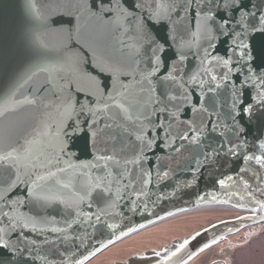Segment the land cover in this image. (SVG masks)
<instances>
[{"label":"water","instance_id":"1","mask_svg":"<svg viewBox=\"0 0 264 264\" xmlns=\"http://www.w3.org/2000/svg\"><path fill=\"white\" fill-rule=\"evenodd\" d=\"M128 3L140 4L146 11H152L150 6L153 0H128ZM87 4L88 0H0V160H3L5 155L15 159V154L7 148L6 141H15L27 135L32 131L34 124L30 109L5 108L2 100L19 80L43 62L47 54L54 57L64 45H69L72 52H78L83 59L86 72H91L92 64L104 58L123 65L125 71H131L135 67L131 62L130 52L134 34L129 30V24L123 17L118 18L119 27L116 24L109 25L106 20L94 18L85 10ZM261 11L264 13V5L261 6ZM192 16L188 9L181 11L183 23L180 31H188V44L191 47L190 50L187 46L183 48L186 60L182 64L177 63L176 69L170 70L167 75L169 79L179 80L180 76L188 71L190 74L195 73L196 80L190 81L182 88L179 94V110L172 109L176 112V119L168 121L164 116L160 117L161 122L165 124L164 130L159 132L163 142L159 143L158 147L153 145L152 148L145 149L147 155L143 167L151 170V176H145L148 182L143 185V192L137 191L131 194V199L136 201V204L130 205L120 199L115 185L111 187L112 199L108 204L96 203L91 198L90 192L89 197L85 198L84 204L78 209L83 213L79 227L73 231L62 222L37 224L38 229L46 230L42 236H37L31 231L32 224L27 219L26 208L18 206L15 211L10 212L3 203H0V209L9 212L10 217L14 218L12 223L29 224V227L23 230L19 226L12 229L9 227V220L0 217V245H10L9 248L0 247V259L6 264L9 261L13 264H80V262L86 264L112 244L154 223L214 210L203 209L210 206L224 205L245 210L247 213L238 217L254 216V219H249L252 222L264 219V208H261V205H264V162L256 159L259 157L264 161V103H260L264 100V88L260 86L264 83V79L258 81L256 76H252V80L244 87L242 95L253 105V113L251 117H244L240 122L243 132L237 133L232 127L228 111L236 90L241 89L246 76L241 73V79L237 80L234 75L240 66L232 67L236 59L232 56L233 41L220 43L219 47H215L214 42V48H208L206 44L201 46L206 18L201 16L196 21L199 27H192ZM41 17H46V20ZM70 19L71 25L68 24ZM178 22V18L172 15L170 19H165L167 27L155 16L147 23L154 37L162 42V38L168 36L171 42V36L176 35L173 29ZM69 27L72 28L71 40L66 31L62 34L49 31ZM260 28H264V24L257 25L256 29H248L243 44L248 46L251 57L255 60V64H250L249 67L255 72L259 66V71L264 73V33L259 30ZM235 42L240 43L239 40ZM205 49L209 53L206 57ZM225 49L231 57L227 65L224 64V60L228 58L225 57ZM172 51H177V57L179 56L177 44H173L169 56ZM175 59L173 58L169 63ZM213 60L222 67H217L212 63ZM46 75L47 73L44 74ZM213 76L217 79L212 80ZM122 79L125 84L132 82L131 77ZM252 83L256 84L255 88L251 86ZM26 88L25 85V95H27ZM152 95L156 94L152 93ZM19 98L23 99V97ZM49 117L55 118V113L44 115L45 119ZM104 123L110 125V129L102 127L101 131L96 132L95 129L89 128L87 137L82 132L77 133L79 138L74 142L72 153L79 156V159H72V164H95L96 158L103 155L106 148H112L113 137L122 134L123 130L120 127L122 121L119 116H113ZM189 126L199 129L198 141L182 140L176 143L175 148L170 147L173 139L178 134L186 132ZM165 133H168L171 139ZM156 135L157 133L153 131L152 136ZM119 147L117 143L116 150H119ZM230 149L235 150L229 151ZM205 154L211 158L205 160ZM128 167L131 169L133 166L130 164ZM241 169L244 171L242 172ZM80 171L81 169L77 167L73 174ZM139 172L140 168L137 166L134 182L139 181ZM165 173L167 178H162ZM96 175L97 173L89 169V182L93 191L98 183L92 179ZM229 177L232 179L229 180ZM7 179L8 173L0 171V195L8 191L3 183ZM12 179L14 182L15 177ZM221 180L224 181L222 185ZM101 187H107V182ZM120 191L123 189L121 188ZM173 192L176 194L173 195ZM22 194V189L16 193V195ZM12 199L14 200L15 196ZM74 202L79 204V198L75 197ZM89 203L91 210L88 207ZM137 205L138 210H135ZM145 205H147L146 209ZM249 208L258 211L250 212L247 210ZM93 214L101 219L99 221L93 219L89 224L88 218ZM49 215L59 219L55 211L50 212ZM221 215L204 216L207 218L205 224L220 218ZM223 221L233 223L209 231L207 237L203 235L204 229L213 224L220 225ZM243 222V220L237 222V217L221 219L195 233L188 234L191 232L189 231L160 243V247L167 245L162 249L134 255L126 262L123 260L131 255L114 260L123 264H157L155 253L171 250L167 264H180L181 257L183 264H187L201 250L222 239L226 234L231 233L232 228L242 225ZM98 224L111 225V227L99 228ZM197 224L200 228L204 223ZM53 227L63 231L58 233L47 231ZM110 233H114L110 236L111 242H109ZM197 233L202 234L198 238L199 248L189 243L185 249L177 253L176 257L171 256V252H176L174 246L185 240L191 241ZM74 236L79 239L73 241ZM170 241L171 243L168 244ZM97 244L100 246L96 247ZM204 244H207V247H204ZM188 253L191 255L189 256Z\"/></svg>","mask_w":264,"mask_h":264},{"label":"snow or ice","instance_id":"2","mask_svg":"<svg viewBox=\"0 0 264 264\" xmlns=\"http://www.w3.org/2000/svg\"><path fill=\"white\" fill-rule=\"evenodd\" d=\"M262 5L264 0H255V2L254 0H182V2L153 0L150 6L152 11H146L140 4L129 5L128 0H88L85 10L94 18L106 20L109 25L116 24L119 27L118 18L123 17L129 24V30L134 34L130 52L131 62L135 67L131 71H125L123 65L104 58L92 64L91 72H86L79 53L72 52L69 45H64L57 55L53 57L47 54L43 62L16 83L3 98L2 103L5 108L30 109L34 124L32 131L27 135L15 141H6V146L15 154V159L5 155L3 160H0V171L8 173V179L3 181L8 191L0 195V203H3L10 212L15 211L18 206L26 208L27 219L32 224L31 231L37 236H42L46 231L44 228L38 229L37 224L62 222L73 231L79 227L83 213L78 209L84 204L85 198L89 197L90 192L91 198L96 203L108 204L112 199L111 187L115 185L120 199L130 205L136 204V201L131 199V194L137 191L143 192V185L148 182L145 176H151V170L143 167L147 155L145 149L152 148L153 145L158 147L159 143L163 142L159 132L164 130L165 124L161 122L160 117L164 116L168 121L176 119V112L172 109L179 110V94L182 88L190 81L196 80L195 73L190 74L188 71H185L179 80L169 79L167 75L170 70L176 69L177 63L182 64L186 60L183 48L187 46L190 50L191 47L188 44V31H180L183 23L181 11L185 9L193 14L192 27H199L196 21L201 16L206 18L201 46L206 44L208 48H214V42L215 47H219L220 43L233 41L232 56L236 59L232 67L240 66L234 75L240 80L241 73H244L246 79L243 80L241 89L236 90L228 116L232 120V127L237 133L242 134L243 128L240 122L245 116L251 117L253 113V105L244 99L242 92L252 80V76H256L258 81L264 79V73L259 71V66L255 72L249 67L250 64H255V60L251 57L248 46L243 44V39L248 29H256L257 25L264 24ZM172 15L179 20L173 29L176 35L171 36V42L168 36L163 37L161 42L151 34L147 22L152 21L155 16L167 27L165 19H170ZM109 17L112 19H107ZM41 18L46 20V17ZM245 21L247 23H244ZM68 24H72L71 19ZM259 30L264 33V28ZM49 31H55L57 34L66 31L69 39L72 38L71 27ZM236 40L240 43H236ZM173 44L178 45V57L177 51H172L171 56L168 55ZM204 54L205 57L209 54L207 49ZM225 57H228L224 60V64L227 65L231 60L227 49H225ZM173 58L176 59L169 63ZM212 63L222 67L215 60ZM128 77H131L132 82L125 84L122 78ZM211 79L216 80L217 77L213 76ZM25 85L27 95H25ZM194 86L199 85L194 84ZM251 86L255 88L256 84L252 83ZM260 86L264 88V83ZM260 103H264V100ZM53 112L55 118H44L46 113ZM113 116H119L123 131L121 135L113 137L112 148H106L104 154L96 158L95 164H72V159H79V156L72 153L74 142L79 138L77 133L82 132L87 137L89 128L95 129L96 132L101 131L102 127L110 129V125L104 122L112 119ZM153 131L157 133L155 137L152 136ZM165 135L171 139L168 133ZM199 135V129L189 126L187 131L178 134L169 146L175 148L176 143L182 140L196 142ZM117 143L120 145L119 150H116ZM210 158L205 154V160ZM245 158L252 159V157ZM256 159L264 162L259 157ZM130 164L133 166L131 169L128 167ZM137 166L140 168L139 181L134 182ZM77 167L81 171L73 174ZM89 169L97 173L92 178L98 182L94 191L89 182ZM12 177H15L14 182ZM162 178H167V173ZM228 179L231 180L232 177ZM106 182L107 187H101ZM223 183L224 181L221 180L220 184ZM121 188L123 191H120ZM21 189L23 194L16 195ZM175 194L173 192V195ZM13 196H15L14 200ZM75 197L79 198V204L74 202ZM88 207L91 210L90 203ZM144 207L146 209L147 205ZM261 208H264V205H261ZM135 210H138V205ZM247 210L258 211L255 208ZM53 211L57 213L59 219L49 215ZM0 217L9 220V227L12 229L17 226L21 230L29 227L28 223L22 225L12 223L14 218L3 209H0ZM254 218V216L237 217V222ZM93 219L99 221L101 217L95 214L89 216V224ZM229 223L233 222L223 221L220 225L213 224L204 229L203 235L207 237L209 231H215L218 227H224ZM97 227L110 228L111 225L98 224ZM47 231L58 233L63 230L53 227ZM113 234H109V242ZM201 235L197 233L191 241L185 240L174 246L176 252H171V256L176 257L177 253L185 249L189 243L199 248L198 238ZM72 239L75 241L79 238L74 236ZM203 246L207 247V244ZM0 247L9 248L10 245L3 244ZM170 251L155 253L157 264H167ZM188 255L190 256L191 253ZM161 257L164 259H160ZM0 264L6 262L0 259ZM7 264L13 262L9 261ZM180 264H183L182 257Z\"/></svg>","mask_w":264,"mask_h":264},{"label":"flooded vegetation","instance_id":"3","mask_svg":"<svg viewBox=\"0 0 264 264\" xmlns=\"http://www.w3.org/2000/svg\"><path fill=\"white\" fill-rule=\"evenodd\" d=\"M209 208L222 212L220 218L204 223L202 227L188 234L195 233L221 219H232L247 213L245 210L242 211L224 205L210 206L203 209L209 210ZM243 221L242 225L232 228L231 233L201 250L187 264H264V219L254 222L249 219ZM147 251L153 250L146 249L145 251L135 252L123 262L136 254L142 255ZM123 262H117V264H123Z\"/></svg>","mask_w":264,"mask_h":264},{"label":"rangeland","instance_id":"4","mask_svg":"<svg viewBox=\"0 0 264 264\" xmlns=\"http://www.w3.org/2000/svg\"><path fill=\"white\" fill-rule=\"evenodd\" d=\"M221 214L220 211L209 210V212L165 219V221L154 223V225L112 244L99 255L91 258L86 264H117L114 258L133 255L135 252L145 251L146 249H160V243L199 229L197 223H205L207 218H204V216Z\"/></svg>","mask_w":264,"mask_h":264},{"label":"bare ground","instance_id":"5","mask_svg":"<svg viewBox=\"0 0 264 264\" xmlns=\"http://www.w3.org/2000/svg\"><path fill=\"white\" fill-rule=\"evenodd\" d=\"M161 229H164V228H161Z\"/></svg>","mask_w":264,"mask_h":264}]
</instances>
